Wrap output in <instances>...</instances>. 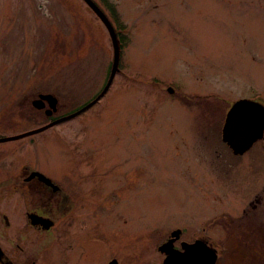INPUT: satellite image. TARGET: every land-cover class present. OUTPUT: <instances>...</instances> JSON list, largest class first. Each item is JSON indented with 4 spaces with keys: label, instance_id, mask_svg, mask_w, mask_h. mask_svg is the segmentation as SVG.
I'll list each match as a JSON object with an SVG mask.
<instances>
[{
    "label": "rangeland",
    "instance_id": "1",
    "mask_svg": "<svg viewBox=\"0 0 264 264\" xmlns=\"http://www.w3.org/2000/svg\"><path fill=\"white\" fill-rule=\"evenodd\" d=\"M93 1L122 27L118 72L80 114L0 142V247H14L22 227L21 247L46 248L50 238L25 226V211L66 209L28 186L25 169L88 194L85 264L113 255L161 264L157 247L175 229L190 239L204 228L222 247L231 232L242 241L260 233L264 134L236 158L221 126L236 100L264 104V0ZM112 60L107 28L84 0H0V138L92 102ZM40 93L56 98L51 114L32 105ZM238 248L215 264H264V253Z\"/></svg>",
    "mask_w": 264,
    "mask_h": 264
},
{
    "label": "flooded vegetation",
    "instance_id": "2",
    "mask_svg": "<svg viewBox=\"0 0 264 264\" xmlns=\"http://www.w3.org/2000/svg\"><path fill=\"white\" fill-rule=\"evenodd\" d=\"M44 104H46V101H44ZM43 111H45V109H43ZM229 151L232 153L230 149ZM247 152L248 150L243 154H233V153L232 154L236 158H243V156ZM253 157L255 159L256 155ZM34 171H38V170L25 169L24 172L26 173V177H27ZM46 177L50 180V182L53 185L57 186V189L54 190L49 184L39 180L37 176H34L25 182L28 184V186L34 188L36 193L39 195H46L49 193L59 195V202L57 204H60V202L64 201L66 203L65 206L66 209L64 210L63 209L64 207L51 209L50 213L53 212L52 214H60L61 216H64V219H62L60 222L59 221L57 222V220L55 221L53 216H51L49 212H44L43 210H41L42 208L38 210L29 208L28 210H26L25 226H27V228H34L38 230L41 234H43V239L49 237L50 239L47 240V247L43 248L41 245L40 246L37 245L36 249L32 248L33 251L29 252L28 250H25V248L21 247L20 245L22 238L19 234V231L22 229V227H18V230L14 231L13 233L14 238H17L18 240L14 243V247H11L9 250L6 251L0 247L2 251V253L0 254V264H37L38 260L40 261L45 260V262L49 260L48 264H85V257L87 256L88 251H86L83 247V240L85 243V239L89 235L88 230L90 231V228H88V214H83L82 211H84L85 207L87 206L88 194L85 192V195L84 196L82 195L81 198L77 195L76 192H72V190L66 191L65 189L67 188V184L66 186H62L61 183L59 182L61 185L60 186L55 180L49 178L48 176ZM90 184L92 185V187H95L98 185V182L93 181L90 182ZM82 185L83 182L75 181L72 183L71 186L73 188H76L75 186H79L80 188ZM257 190L259 191H256L254 195L260 192V203H259L260 216H258L260 218V233L258 231L256 232V234H254L255 232L248 233L247 238L244 236L245 241H242L239 240L237 237L238 236L241 237L243 232L237 234L231 232L230 234L231 242L230 240H228V243H225L224 246L222 247V245L219 246V243L216 242L214 243V240L211 237V235L202 234L204 228H202L200 231L199 230L195 231V234L192 235L190 239H187L185 237L181 238L183 231L180 230L179 237L173 241V247L179 251H183V247H182L183 244L185 243L190 244V243H194L195 241H201L207 247L215 249L216 252L218 253L224 252L225 249L227 250V252L233 254L235 253L236 247H239L238 249L247 247L244 252L253 250V251H257V253L260 252L264 253V174L260 176V188H257ZM28 213H34L38 216L49 219L51 222L50 226L48 228H42V225L40 224L37 225L30 224L27 220ZM4 218L5 220H7L6 219L7 217L4 216ZM172 231L173 230L170 231L169 235L163 242H165L169 238ZM11 240H13V238H11ZM49 242H51L53 245H50L48 249ZM229 242L231 243L230 245ZM162 255L164 258V254ZM113 259H116L117 264H119V261L115 255L110 256L105 261L106 262L105 264L109 263Z\"/></svg>",
    "mask_w": 264,
    "mask_h": 264
},
{
    "label": "water",
    "instance_id": "3",
    "mask_svg": "<svg viewBox=\"0 0 264 264\" xmlns=\"http://www.w3.org/2000/svg\"><path fill=\"white\" fill-rule=\"evenodd\" d=\"M90 9L100 18L103 24L106 26L113 45V60L110 68V73L105 83L103 90L94 98L92 102L81 107L79 110L71 113L67 116H62L59 119L51 122L43 127L35 130L25 132L15 136L2 137L0 142L15 140L24 136L40 132L49 126L69 119L90 107L99 98H101L108 90L113 77L115 75L118 60H119V46L116 38V34L112 25L107 17L101 12L92 0H84ZM172 92V90H170ZM44 101H46L51 109H45L47 114H51V111L55 109L56 98L49 93H41L36 99L32 101V105L37 109L44 108ZM264 132V106L258 102L248 99H238L232 103L231 107L227 111L224 122L221 128V139L231 149L233 154H243L260 138H262ZM37 176L39 180L49 184L54 190L57 186L53 185L50 180L42 173L34 171L26 179L29 180L32 177ZM27 220L32 225L40 224L42 228H48L51 224L50 220L34 213L27 214ZM180 230H174L171 232V238L158 246V251L165 255L162 264H215L217 259L216 251L207 247L201 241H195L194 243H185L182 245L183 251H179L173 248V241L179 237ZM2 253L0 249V254ZM108 264H117V261L113 259Z\"/></svg>",
    "mask_w": 264,
    "mask_h": 264
},
{
    "label": "trees",
    "instance_id": "4",
    "mask_svg": "<svg viewBox=\"0 0 264 264\" xmlns=\"http://www.w3.org/2000/svg\"><path fill=\"white\" fill-rule=\"evenodd\" d=\"M109 7H110V6H109ZM110 10H111V12H112L113 16L115 17V15H114V12L112 11V9H111V8H110ZM115 19H116V17H115ZM121 28H122V27H121ZM119 35H120V38H121V44L123 45L121 34H119Z\"/></svg>",
    "mask_w": 264,
    "mask_h": 264
}]
</instances>
